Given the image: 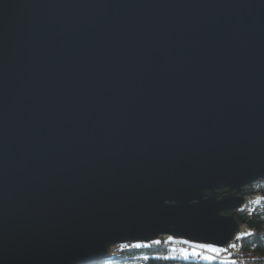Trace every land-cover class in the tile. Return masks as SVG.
Listing matches in <instances>:
<instances>
[{"label": "water", "instance_id": "95a60500", "mask_svg": "<svg viewBox=\"0 0 264 264\" xmlns=\"http://www.w3.org/2000/svg\"><path fill=\"white\" fill-rule=\"evenodd\" d=\"M262 179L264 0H0V264L145 227L225 247Z\"/></svg>", "mask_w": 264, "mask_h": 264}, {"label": "snow or ice", "instance_id": "6c2138e0", "mask_svg": "<svg viewBox=\"0 0 264 264\" xmlns=\"http://www.w3.org/2000/svg\"><path fill=\"white\" fill-rule=\"evenodd\" d=\"M254 179V177H253ZM227 184V182L225 183ZM224 184H217L210 187L213 190L212 199L215 198V189L222 187ZM207 189L203 190L195 197L187 199L189 207H199L201 201H207L209 199ZM163 201V207L167 209H179L183 206L182 198L176 194H164L161 197ZM258 198L256 203H259ZM215 221L218 224H222L224 220H221L219 215L215 213ZM161 233H173L163 236L162 238H155ZM216 230L214 229H178L175 227L168 229H155V228H136L125 230L117 235L104 240L103 244L99 248L97 254L88 261V264H106V258L116 256L119 251L124 249H144L152 248L153 246H159L161 244L171 245L170 255L163 257L165 260H176L182 258L183 261L193 264L196 261H205L212 264L223 253L228 252V247H221L220 244L223 241H217L215 237ZM244 235L251 236V231ZM187 237V238H184ZM240 237H237L239 239ZM126 241V242H121ZM178 245H185L186 247H178ZM229 247L235 248V244H230ZM144 259H148L147 256ZM232 264H236L232 261Z\"/></svg>", "mask_w": 264, "mask_h": 264}, {"label": "trees", "instance_id": "16d2710c", "mask_svg": "<svg viewBox=\"0 0 264 264\" xmlns=\"http://www.w3.org/2000/svg\"><path fill=\"white\" fill-rule=\"evenodd\" d=\"M252 184L245 187L243 195L253 191ZM258 198L262 199L259 200V203H256L255 201ZM227 213H231V211ZM236 218L241 227L249 228L253 235L242 237V248L237 255L233 254L237 247H230L228 252L223 253L224 258L217 259L212 264H232V261H235L236 264H264V191L256 195L253 204L250 206L247 207L244 204L237 211ZM235 240L237 239L235 238ZM169 250L170 248L165 247L163 244L152 248L124 249L111 259L106 258V264H189V262L183 261L182 258L176 260L163 259V257L170 255ZM231 254L233 257H231ZM145 256L148 259H144ZM228 256L231 258L227 259ZM193 264H209V262L196 261Z\"/></svg>", "mask_w": 264, "mask_h": 264}, {"label": "built area", "instance_id": "2783aa9c", "mask_svg": "<svg viewBox=\"0 0 264 264\" xmlns=\"http://www.w3.org/2000/svg\"><path fill=\"white\" fill-rule=\"evenodd\" d=\"M252 189L253 191L252 192H249V193H246L244 194L243 196L245 197V205L248 207L250 206L251 204H253L254 200H255V197L257 194H261L263 193L264 191V179L260 180V181H257L255 182L254 184H252ZM231 244V243H230ZM229 244V245H230ZM165 247H171V245H168V244H163ZM229 245L227 246L228 248ZM178 247H186L185 245H178ZM242 248V245L241 244H238L237 245V248L236 250L233 252L234 255H237L239 253V251L241 250ZM232 255V254H231ZM219 258H224L223 255H221Z\"/></svg>", "mask_w": 264, "mask_h": 264}, {"label": "rangeland", "instance_id": "374dc122", "mask_svg": "<svg viewBox=\"0 0 264 264\" xmlns=\"http://www.w3.org/2000/svg\"><path fill=\"white\" fill-rule=\"evenodd\" d=\"M243 207V206H242ZM250 231V229L249 228H247V227H245V226H242L241 227V231L236 235V239H237V237H240L239 239H237V240H234L233 242H231V244H235L236 245V247H237V245L238 244H241L242 245V237L243 236H245L244 234L245 233H247V232H249ZM236 241H237V243H236ZM225 247H227V246H225ZM119 253V252H118ZM117 253V254H118ZM223 255V254H222ZM231 257H233L232 255H231ZM230 256H228L227 257V259H230L231 258ZM218 259H221V258H218ZM226 259V258H225Z\"/></svg>", "mask_w": 264, "mask_h": 264}, {"label": "bare ground", "instance_id": "6f19581e", "mask_svg": "<svg viewBox=\"0 0 264 264\" xmlns=\"http://www.w3.org/2000/svg\"><path fill=\"white\" fill-rule=\"evenodd\" d=\"M159 239V238H158ZM235 240V239H234ZM170 248V247H169Z\"/></svg>", "mask_w": 264, "mask_h": 264}]
</instances>
